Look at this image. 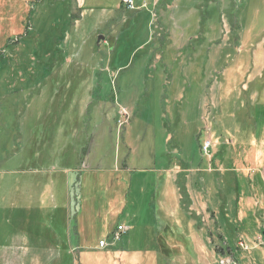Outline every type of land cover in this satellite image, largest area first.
<instances>
[{
	"label": "rangeland",
	"instance_id": "1",
	"mask_svg": "<svg viewBox=\"0 0 264 264\" xmlns=\"http://www.w3.org/2000/svg\"><path fill=\"white\" fill-rule=\"evenodd\" d=\"M132 2L0 0V264L68 195L75 264H264V0Z\"/></svg>",
	"mask_w": 264,
	"mask_h": 264
},
{
	"label": "crops",
	"instance_id": "2",
	"mask_svg": "<svg viewBox=\"0 0 264 264\" xmlns=\"http://www.w3.org/2000/svg\"><path fill=\"white\" fill-rule=\"evenodd\" d=\"M255 120V119H254ZM264 124L256 125L254 129L251 131L254 133L255 137H257L261 133L259 132L260 128H262ZM264 131V130H263ZM258 134V135H257ZM66 186L67 188H70L71 185L75 186L76 184L78 185L80 183V176L77 175V171H72L67 177H66ZM69 201L63 205V207H59L61 210V218H62V231H58L59 227L55 226L53 223V226H51V223L47 222L49 220L45 219L39 222L37 229H40V232L43 229L47 228L48 229V240H43L40 235L35 234L34 237L36 239V243L32 246H29L30 241L28 238L25 240V245L20 247L22 250H28L25 252H31L32 255L39 254L37 258H45L46 260L52 261V264H75V260L78 259V254L77 252V247H73L72 242H78L75 239L71 237L72 232H71V204H70V196L68 195ZM46 213H43L42 216L48 218L51 217L54 211H58L57 207L55 205H52L50 203H47L44 206H40ZM43 217V218H44ZM77 239L80 237V234L75 232ZM21 241V239H20ZM101 241H99L100 243ZM2 247V246H1ZM0 247V248H1ZM15 247L12 249L6 248V246L3 247L4 251V258L5 259H12L11 256H13V250ZM79 249V248H78ZM76 250V252H75ZM18 251H16L15 255H17ZM35 253V254H34ZM20 254V253H19ZM54 262V263H53Z\"/></svg>",
	"mask_w": 264,
	"mask_h": 264
},
{
	"label": "built area",
	"instance_id": "3",
	"mask_svg": "<svg viewBox=\"0 0 264 264\" xmlns=\"http://www.w3.org/2000/svg\"><path fill=\"white\" fill-rule=\"evenodd\" d=\"M121 1L128 8L134 7L132 0H121ZM201 148L205 154L208 153V149L210 148V141L208 139L204 140ZM124 232H125V229L120 226L119 228H117L115 232L112 233V239L115 241L118 240L119 239L118 237H120V235L123 234ZM100 244L103 245L104 242H101Z\"/></svg>",
	"mask_w": 264,
	"mask_h": 264
},
{
	"label": "water",
	"instance_id": "4",
	"mask_svg": "<svg viewBox=\"0 0 264 264\" xmlns=\"http://www.w3.org/2000/svg\"><path fill=\"white\" fill-rule=\"evenodd\" d=\"M101 39H103V36H99V37L97 38V43H98L99 40H101Z\"/></svg>",
	"mask_w": 264,
	"mask_h": 264
}]
</instances>
